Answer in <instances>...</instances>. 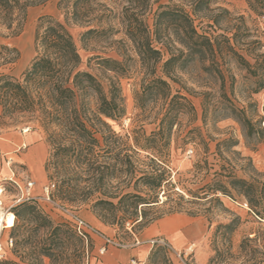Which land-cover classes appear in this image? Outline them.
Segmentation results:
<instances>
[{
  "label": "rangeland",
  "instance_id": "1",
  "mask_svg": "<svg viewBox=\"0 0 264 264\" xmlns=\"http://www.w3.org/2000/svg\"><path fill=\"white\" fill-rule=\"evenodd\" d=\"M174 1L185 5L189 0ZM29 2L20 33L13 35L0 26V42L16 47L19 53L16 61L0 66V74L20 77L31 64L37 53L35 33L41 16L51 15L61 21L65 20L64 12L58 6L59 0ZM168 2L169 0H151L146 14L150 23L158 6ZM123 5L120 0H96L93 4V14L104 13L102 21L111 23L115 27L113 31L95 32L83 39L82 33L89 27H98V22H91L89 26L69 24V30L83 59L80 68L91 71L103 81L106 75L115 76L122 88L126 113L114 119L103 116L111 127L104 126V131L113 137H108V140H112L109 147L103 143L102 149L97 148L101 159H107L115 167L112 180L99 191L94 184L83 180L85 176L76 173L74 165H69L66 169L61 165L55 166L46 171L44 163L43 169L45 152L47 149L48 158L51 145L49 133L36 120L0 127V210L5 215L9 212L15 214L14 208L22 202L26 185L32 180L35 185L31 193L35 196L37 205L55 223L71 227L59 207L46 198L45 187L49 183H55L52 198L97 227L103 234L99 235L103 241H106L105 237L112 238L116 242L112 245L116 247H125L132 244L135 238H143L152 223L176 218V222L183 225L182 232L178 231L177 236H185L189 242L177 246L166 240L177 250H184L193 244L194 253L188 256L185 263L166 248L165 252H158L155 260H147L146 264H169L168 261L171 264H264V218L260 216L264 215V87L261 86V82H264V16L257 14L248 0H211L209 6L195 16V24L201 31L231 37V42L237 44L238 52L252 66L247 67L234 57L225 48L226 43L220 37L223 52L217 54V58L225 63L224 78L214 71L205 70L198 59H189L182 69L174 70L172 77L175 80L168 78L172 92L185 95L194 110L186 109L181 112L173 128L172 144L163 147L169 157L165 167L173 186L164 182L158 192L160 202L144 207L147 209V219L161 214L158 219L146 224V219L142 220L141 207L136 212L130 206L132 198L128 194L145 193L143 181L139 177L155 164L150 156L157 153L152 150L150 155L148 151L142 150L133 139V130L142 128L147 134L154 130L159 122L162 102L150 101L146 108L136 106V92L141 89L144 72L130 39L123 31H116L123 27L117 18ZM211 17L218 22L215 24ZM208 23L214 25L211 27ZM247 48L251 55L247 53ZM96 55L124 61L129 69L125 74L106 72L98 58H95ZM253 56L258 57L259 64H255ZM166 57L168 53L165 54ZM91 103L94 107L95 100L91 99ZM232 105L246 111L244 119L239 120L235 114H226ZM112 130L120 137L112 135ZM31 135L33 139L27 141L26 137ZM97 135L102 139L101 134ZM186 135L197 137L195 141L184 140ZM225 139L231 141L223 142ZM24 143L27 147L23 146ZM116 155L124 159L129 156L131 163L116 162ZM222 171L246 179L247 185L232 188L231 196L221 192L213 195L209 192L207 197L202 198L205 193L203 191L208 189L203 186L213 183L216 173ZM65 177H72L69 184L76 185L78 190L75 193H64L61 190ZM249 184L252 187L246 192ZM181 194L184 199H179ZM215 196H219L221 202L213 199ZM99 199L111 201L114 205L95 206ZM177 202L182 203L183 210L166 213ZM103 207L106 209L102 213H106L108 217L117 215L120 218L126 215L131 218L123 221L120 218L121 222L114 224L104 223L97 213ZM16 222L17 228L13 227ZM20 224L17 217L12 223L5 221L0 234V259H19L15 254L16 240L30 232ZM226 224H231V227L223 226ZM42 232L41 238L44 236ZM92 246L91 241L89 253L84 254L83 264H87L91 258ZM164 254L168 261H165ZM44 260L45 264L51 262L49 257Z\"/></svg>",
  "mask_w": 264,
  "mask_h": 264
},
{
  "label": "trees",
  "instance_id": "2",
  "mask_svg": "<svg viewBox=\"0 0 264 264\" xmlns=\"http://www.w3.org/2000/svg\"><path fill=\"white\" fill-rule=\"evenodd\" d=\"M95 1L59 0L58 6L64 12V21L51 15L40 17L35 33L37 53L31 64L20 77L0 74V127L36 120L49 133L51 148L45 162L46 171L55 166L61 165L66 169L67 166L74 165L76 173L85 176L83 180L91 182L100 191L112 180L115 169L107 159H101L97 152V148H103V143L109 147L112 140H108V137H113L104 131V126H110L103 116L113 119L122 117L126 113V107L117 77L106 75L103 81L91 71L80 68L83 59L69 30V24L89 26L91 22H98V27H89L82 33L83 39L95 32L115 29L111 23L107 24L108 21L103 23L104 13L93 14ZM120 1L124 5L117 18L123 27L116 31H123L130 39L137 61L144 72L141 89L136 92V106L146 108L150 101L162 102L159 122L154 130L149 134L142 128L133 130V139L142 150L148 151L150 155L152 150L157 153L150 156L155 164L139 177L143 181L145 193L128 194L132 198L130 206L136 212L141 207L142 220L146 219V224H149L161 214L147 219L148 213L144 207L160 202L158 192L164 182L173 186L171 176L165 167L169 157L163 147L172 144L173 128L181 112L186 109L194 110V106L185 95L172 92L168 78L175 80L172 77L173 71L177 68L182 69L189 59H198L203 63L205 70L214 71L224 78L225 63L217 58V54L223 52L220 37L226 43L225 48L234 57L247 67L252 64L238 52L237 44L231 42V37L224 34H209L208 31H201L195 24V16L204 7L209 6L211 0H189L185 5L169 0L168 3L158 6L152 23L146 16L151 0ZM248 2L257 14L264 16V0ZM29 5V0H0V26L8 29L13 35L20 33ZM211 18L215 24L218 22L216 18ZM208 25L212 27L214 24ZM100 26L102 27L99 28ZM246 51L249 55L252 54L248 48ZM166 53L168 57L165 58ZM18 55L16 47L0 42V66L16 61ZM95 58H98L106 72L125 74L129 69L124 61L112 57L96 55ZM255 59V64H259L258 57ZM261 86L264 87V82H261ZM91 99L95 100L94 107ZM245 113L244 109L236 105L229 107L226 112L235 114L239 120L245 118ZM97 134H101L102 139ZM111 134L116 138L120 137L115 130H112ZM126 137L130 139L129 135ZM196 137L186 135L184 140L195 141ZM113 142L115 143V140ZM115 158L116 162L131 163L129 156L124 159L116 155ZM216 176L213 183L203 186L208 189L203 191L205 193L202 198L207 197L209 192L213 195L221 192L231 196L232 188L238 189L247 185L246 179L236 177L227 171L217 172ZM65 178L61 190L64 193H75L78 190L76 185L69 184L72 177ZM251 187L252 184H249L245 191L248 192ZM52 196L54 197L53 192ZM184 198L182 194L179 196V199ZM213 199L221 202L219 196ZM102 204L114 205L111 201L99 199L95 206ZM183 208L182 203L177 202L176 205L169 207L166 213L180 212ZM105 209L106 207L97 210L104 223L114 224L121 222L120 218L122 221L131 218L126 215L120 218L117 215L108 217L106 213H102ZM14 212L15 219L17 217L21 222V227L30 232L16 240L15 254L19 259L2 258L0 264H45V257L51 259L50 264H83L84 254L87 252L84 237L72 225L70 227L64 223H55L37 205L34 195L30 199H23L14 208ZM260 216L264 218V215ZM17 226L16 222L13 227ZM223 226L230 228L231 224ZM41 231L44 234L42 238ZM154 248L149 255V261L155 260L158 252L167 250L162 244H156ZM164 259L169 260L165 254ZM168 263L171 264V261Z\"/></svg>",
  "mask_w": 264,
  "mask_h": 264
},
{
  "label": "crops",
  "instance_id": "3",
  "mask_svg": "<svg viewBox=\"0 0 264 264\" xmlns=\"http://www.w3.org/2000/svg\"><path fill=\"white\" fill-rule=\"evenodd\" d=\"M33 135L27 136L26 140L31 141ZM47 158V149L43 159L44 163ZM45 173V170H44ZM176 218H167L165 220L152 223L144 233L143 238H135L134 242L125 247H116L113 243H106L99 235H92L91 258L87 264H146L149 255L155 247L154 240L168 239L174 245L180 246L189 242L187 237L177 236V232H182L183 225L175 220ZM106 247L104 252H101L102 247ZM136 263H133V261ZM177 264H180L177 262Z\"/></svg>",
  "mask_w": 264,
  "mask_h": 264
},
{
  "label": "built area",
  "instance_id": "4",
  "mask_svg": "<svg viewBox=\"0 0 264 264\" xmlns=\"http://www.w3.org/2000/svg\"><path fill=\"white\" fill-rule=\"evenodd\" d=\"M27 131V129L25 130ZM24 147H27V144H23ZM35 185V181H29L26 185V189L23 193V199H30L32 197L31 189ZM56 184L55 183H49L45 187L46 191V198L56 204L59 209L62 211V213L67 217L68 222L76 229V231L84 237L86 244H87V253H89V243L91 241V236L96 234V235H103L102 232L95 227L92 223L87 221L85 218L80 216L76 211L73 209L60 205L56 200H54L51 196V192L54 190ZM2 193V190L0 191V195ZM2 201H0V204ZM106 238V243H116L112 238L110 237H105ZM12 240V239H11ZM154 244H162L165 246L167 249L172 250L182 261L187 263L188 256L192 255L194 253V245L188 246L184 250H177L171 243H169L166 239H157L153 241ZM118 245L123 246V244L118 243ZM106 247L101 248V252H104ZM89 261V260H88ZM88 263V262H87ZM133 263H136L134 260Z\"/></svg>",
  "mask_w": 264,
  "mask_h": 264
},
{
  "label": "bare ground",
  "instance_id": "5",
  "mask_svg": "<svg viewBox=\"0 0 264 264\" xmlns=\"http://www.w3.org/2000/svg\"><path fill=\"white\" fill-rule=\"evenodd\" d=\"M26 133H28V131ZM6 220L9 221L10 223L14 222V220H15L14 214L12 212H9L8 215H5L4 212L1 211V213H0V234L2 232V229L5 227V221Z\"/></svg>",
  "mask_w": 264,
  "mask_h": 264
}]
</instances>
